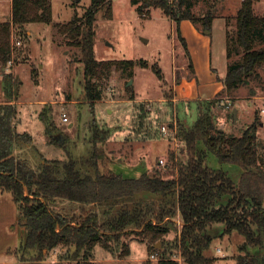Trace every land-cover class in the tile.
I'll return each instance as SVG.
<instances>
[{
	"label": "trees",
	"instance_id": "obj_1",
	"mask_svg": "<svg viewBox=\"0 0 264 264\" xmlns=\"http://www.w3.org/2000/svg\"><path fill=\"white\" fill-rule=\"evenodd\" d=\"M193 1L131 0L143 16L154 6L171 18L185 54L187 45L179 22L189 19L210 33L216 17L212 7L197 16L192 11ZM255 1L241 0L233 16L235 30L230 33L226 29L227 57L230 58L232 50L242 51V54L229 61L225 75L219 77L223 83L219 95L226 92L229 96L247 84V79L256 76L257 68L264 64V14L255 12ZM100 8H105L107 17L112 16L111 0H90L81 15L75 12L71 19L56 24L65 43L80 49L83 90L92 102L101 98L103 82L112 71L126 72L129 77L130 69L136 64L133 59L96 58L94 23ZM225 17L228 24L229 16ZM51 21L50 0H11L9 18L0 20V74L6 96V101L0 102V190L9 191L17 203L25 227L22 249L73 245L85 257L92 254L97 243L107 247L108 240L117 238L119 233L141 228L138 233L148 240V250H152L155 241L169 231L168 223L179 213L182 222L179 250L183 264H211L213 257L205 255L204 251L211 242L208 227L214 222L224 223V233L236 230L243 236L240 247L247 254L235 257L238 264H264V258L247 250L249 245L264 247V155L260 154L257 141V115L241 134L235 135L214 125L209 111L212 99L202 100L194 122L191 125L180 122L176 128L177 136L184 142L186 161L179 160L175 151L169 149L163 165L158 163L135 177L124 176L111 168L110 159L100 146L108 137V129L96 124L92 128L89 153L85 156L43 157L34 167L15 153L20 143L31 142V135L15 128V78L11 71H6L9 61L14 59L13 37H16L15 32L24 35L29 22ZM17 40L20 42L16 37ZM146 65L147 61L141 66ZM188 67L193 71L189 59ZM156 71L161 78L160 70ZM164 95L170 97L172 93L164 92ZM130 97L134 98V94L130 93ZM42 118L50 141H55L52 134L56 127L49 118ZM210 153L220 162L240 166L238 179L235 181L221 167L210 166L207 163ZM57 197L79 206L95 204L101 210L91 209L80 221H75L72 216L51 207V201ZM159 263L176 264L177 261L161 258Z\"/></svg>",
	"mask_w": 264,
	"mask_h": 264
},
{
	"label": "rangeland",
	"instance_id": "obj_2",
	"mask_svg": "<svg viewBox=\"0 0 264 264\" xmlns=\"http://www.w3.org/2000/svg\"><path fill=\"white\" fill-rule=\"evenodd\" d=\"M50 1L52 21L29 22L25 25L24 35L15 32L20 43L16 44V37H13L14 59L6 67L15 78V128L31 135L29 144L17 146L18 154L34 167L43 157L68 159L69 156H85L89 153L92 128L96 124L108 129V137L100 146L110 159L111 168L124 176L135 177L150 171L158 163L163 165L169 149L175 151L179 160L186 161L184 142L177 136V129L170 134L168 123L174 121L173 104L161 99L164 92L172 90L173 72L181 76L178 67L184 60L182 53V57L179 56L181 43L175 22L160 7H150L149 14L143 16L131 0H111V17L105 15V8H100L94 23L96 58L133 59L136 64L130 69L129 77L126 72L112 71L108 80L103 82L101 98L92 102L85 97L83 90L80 49L67 45L56 27L58 22L71 19L75 12L81 15L90 0ZM10 3L11 0H0V20L9 18ZM193 3L192 11L197 16L210 7L216 13L212 34L204 36L211 40L213 64L223 72L229 61L242 54V51L236 53L233 50L230 58L226 54V29L230 33L235 30L233 16L241 0H194ZM253 7L258 14H264V0H256ZM225 16H229L228 24ZM145 61L147 65L141 66ZM156 70H160L161 78ZM130 80L131 83L127 84ZM213 98L209 104L213 123L228 133L241 134L257 115V141L259 152L264 155V123L261 124L264 110L259 111L264 107V64L257 68L256 76L247 79V84L229 96L223 92ZM189 101L193 105L185 112L178 110L180 118L176 120V128L180 122L191 125L197 117L199 101ZM63 113L67 120L62 119ZM44 116L56 127L53 142L46 131ZM207 163L227 170L235 181L239 177L240 166L220 162L213 153L208 155ZM4 195L13 220L8 223L0 221V264H160L161 258L175 259L176 264H183L179 250L182 225L179 213L168 223L169 231L164 237L155 241V249L148 250V240L138 233L141 228H130L108 240L107 247L97 243L92 254L83 257L73 245L22 249L21 236L25 228L20 218L17 225L19 211L10 192ZM50 205L55 211L72 216L75 221H80L91 209L101 210L95 204L79 206L62 197L55 198ZM210 226L211 242L204 253L213 257L211 264H238L235 257L247 254L240 247L243 236L236 230L224 233L222 222ZM247 250L255 253L264 251V247L249 245Z\"/></svg>",
	"mask_w": 264,
	"mask_h": 264
},
{
	"label": "crops",
	"instance_id": "obj_3",
	"mask_svg": "<svg viewBox=\"0 0 264 264\" xmlns=\"http://www.w3.org/2000/svg\"><path fill=\"white\" fill-rule=\"evenodd\" d=\"M10 12H11V3H10ZM223 17V16H220ZM213 23L211 27L210 33L205 30L197 27L193 22L189 19H182L179 22V30L181 35L184 37L186 41L187 51L185 54L183 47L180 46L179 56L182 57L181 53L184 55L183 62L179 65L178 68L181 76H176V73L172 74V96H165L161 99L169 100V103L173 105L174 111V121H170L169 127L171 132L175 133L176 130V120H178V110H183L184 112L190 105L189 99L198 100V106L200 102L203 100L211 99L217 96L223 90V83L219 79V77H223L226 73L227 67L224 68L223 72H219L217 67L212 62V44L209 38H205L204 34H212ZM184 52V53H183ZM190 60L192 64V70L188 67V62L185 60ZM190 73V75L188 74ZM190 95V96H188ZM166 97V98H165ZM6 101V96L3 90V82L0 74V102ZM180 118V117H179ZM262 122L261 124H263ZM18 149V148H17ZM15 149V153L18 154V151ZM213 167V166H212ZM240 173V171H239ZM6 190H0V221L2 223H8L13 220V214H11L10 208L6 206L7 196ZM10 196L13 200V197L10 193ZM14 201V200H13ZM15 202V201H14ZM16 207L18 209L17 203L15 202ZM264 206V201H263ZM17 225L20 216L17 215ZM20 229L22 227L19 226ZM25 228V227H24ZM210 228L208 227L207 232L210 234ZM211 235V234H210ZM22 237V236H21ZM21 239V238H20Z\"/></svg>",
	"mask_w": 264,
	"mask_h": 264
},
{
	"label": "built area",
	"instance_id": "obj_4",
	"mask_svg": "<svg viewBox=\"0 0 264 264\" xmlns=\"http://www.w3.org/2000/svg\"><path fill=\"white\" fill-rule=\"evenodd\" d=\"M15 42H16V44H19L20 43L18 40L15 41ZM9 62H11V61H9ZM261 110H264V107H261ZM62 119L63 120H67V115L65 113L62 114ZM165 130H166L165 127H163V132H166ZM170 131H171V129H170ZM170 134H173V132H171ZM160 163H163V159H160ZM217 250L220 251V248H217ZM151 257L154 258L155 255L154 254H151Z\"/></svg>",
	"mask_w": 264,
	"mask_h": 264
},
{
	"label": "flooded vegetation",
	"instance_id": "obj_5",
	"mask_svg": "<svg viewBox=\"0 0 264 264\" xmlns=\"http://www.w3.org/2000/svg\"><path fill=\"white\" fill-rule=\"evenodd\" d=\"M249 252L253 255H258L261 259H263L264 258V251H257V252H251L250 250H249Z\"/></svg>",
	"mask_w": 264,
	"mask_h": 264
},
{
	"label": "water",
	"instance_id": "obj_6",
	"mask_svg": "<svg viewBox=\"0 0 264 264\" xmlns=\"http://www.w3.org/2000/svg\"><path fill=\"white\" fill-rule=\"evenodd\" d=\"M206 32H208V30H205ZM129 83H131V80L130 81H128V83L127 84H129ZM219 130H223L222 128H219Z\"/></svg>",
	"mask_w": 264,
	"mask_h": 264
}]
</instances>
